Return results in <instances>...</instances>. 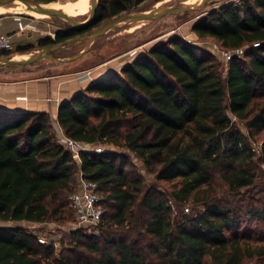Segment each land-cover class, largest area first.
<instances>
[{"label":"trees","instance_id":"obj_1","mask_svg":"<svg viewBox=\"0 0 264 264\" xmlns=\"http://www.w3.org/2000/svg\"><path fill=\"white\" fill-rule=\"evenodd\" d=\"M143 1L100 0L91 24L61 28L38 48L90 32ZM192 31L244 54L224 67L170 36L62 102L57 113L65 136L131 152L166 188L144 191L142 176L117 150L82 152L78 163L55 139L48 113L0 111V223L73 214L69 196L81 171L96 182L103 207L100 239L71 232L90 255L85 264L264 262V140L253 146V133L264 129V0L223 4ZM64 253L23 227L0 226V264H70Z\"/></svg>","mask_w":264,"mask_h":264},{"label":"rangeland","instance_id":"obj_2","mask_svg":"<svg viewBox=\"0 0 264 264\" xmlns=\"http://www.w3.org/2000/svg\"><path fill=\"white\" fill-rule=\"evenodd\" d=\"M71 1L74 0H58L56 2L62 4ZM236 1L237 0H205L202 6L193 11L170 13L154 20H125L118 23L117 26L112 30L97 37L92 42H90L88 39H84L67 46L65 51L66 57L69 58L83 51V57L80 60L78 67L81 69H86V71L90 72L91 77H96L101 74H109L112 72L120 73L122 67L130 64L135 59V57L147 51L153 45L164 42L170 36H178L190 44L198 46L201 49L212 53L218 61L223 63V66L225 67L227 62L224 61L222 55L219 52L220 46L210 38H199L192 31V25L205 16L210 10L218 8L223 4ZM175 2L176 0H145L139 5L135 6L133 11H152L159 7L172 6L175 4ZM201 2H203V0H179V5L195 7L201 4ZM1 8L2 9L0 10H6L7 12H19L20 14H25L31 18L37 19L36 23L39 24L40 28L46 23L56 24L60 28L66 29L70 26L66 21L60 18L45 15L43 16L45 19H42L30 15L23 11L26 6L19 1L12 2L2 6ZM87 16L88 14L83 16H75L74 18L78 21H84ZM37 34L38 36H42V31H38ZM42 39L35 40L33 38L32 45H28L25 42H21L19 45L17 44V46H14L13 49L9 51V54L11 55L10 57L22 55L18 53L19 48L30 49L29 51L24 52L23 55H29V53L32 51L34 55L39 54L41 49L38 48V44ZM35 50L38 52H34ZM34 64L44 68L47 65L52 64V61L46 58ZM53 70L56 71V69ZM53 70L49 71V73L53 72ZM49 121L50 130L57 140L64 134V132L59 125L52 121L50 115ZM239 125L242 131L246 134V129H244L241 123ZM253 135L255 141L253 146L257 147L264 140V129L254 132ZM102 146L105 149L117 150L125 154L127 160L125 165L126 168L134 170L136 174L142 176L144 181V191L151 186H155L159 190L166 188V183L157 182L154 179V175L148 172L143 166V163L138 160L131 152L125 149L119 150L106 144ZM261 168L264 172V163L261 164ZM215 187L217 188L218 192L225 190L220 186L218 181L215 182ZM141 196L142 194L139 196V199ZM226 196L228 195L226 194ZM185 207H188L191 211V205L187 204ZM0 226H20L27 229L37 237L40 243L44 245H53L57 253L65 250L64 255L66 258H70V264H85L86 260L90 256L82 244L76 245V242L73 241L71 232L77 228V225L75 223L73 214H71L70 211L66 210L63 218L54 217L43 223H29L25 221L5 222L0 223ZM82 230L87 236H93L96 239L101 238V230L99 228L96 230ZM155 263L164 264V260L156 258ZM205 264H212V262L209 259H206ZM247 264H264V262L251 260L248 261Z\"/></svg>","mask_w":264,"mask_h":264},{"label":"crops","instance_id":"obj_3","mask_svg":"<svg viewBox=\"0 0 264 264\" xmlns=\"http://www.w3.org/2000/svg\"><path fill=\"white\" fill-rule=\"evenodd\" d=\"M36 20L19 12L0 10V35H10L14 46L21 42L32 45L33 38L35 40L48 36L53 38L55 33L61 29L58 25L50 23L40 28ZM40 30L42 36L37 34ZM67 46L69 45L50 52L51 58L47 59H50L52 64L44 68L34 63L24 66H0V111L8 113L45 112L58 125L59 105L82 91L90 83L106 75L91 77L90 72L78 67L82 55L66 57ZM32 52L29 55L22 54L10 58L27 59L34 56ZM52 70L53 72L49 73Z\"/></svg>","mask_w":264,"mask_h":264},{"label":"water","instance_id":"obj_4","mask_svg":"<svg viewBox=\"0 0 264 264\" xmlns=\"http://www.w3.org/2000/svg\"><path fill=\"white\" fill-rule=\"evenodd\" d=\"M15 1H19L23 3L26 7L36 12L42 13L46 16L60 18L66 21L70 26H72L75 29L84 28L88 26L89 24H91L95 18L96 11L100 4V0H90V10H89L88 16L85 18L84 21H78L74 18V16H71L62 10L48 7L47 6L48 4L39 3L34 0H0V7L5 6ZM204 1L205 0H203V2H201V4H199L198 6L187 7V6H180L179 0H176L175 4L172 6H163V7L156 8L152 11H131V12L122 13L118 16H115L114 18L109 20L104 25L91 30L90 32L83 33L82 35L69 39L65 41L64 43H60L55 46L43 48L39 54L31 56L27 59L13 60L10 57H5V58L0 57V66H11V65L24 66V65L35 63V62H39L42 59L51 58L49 53L56 51L62 48L63 46L70 45L72 43H75L77 41H81L84 39H88L90 42H92L97 37L104 35L108 31L112 30L114 27L117 26L118 23L122 21H125V20H130V21L132 20H154V19L160 18L170 13L193 11V10L198 9L200 6H202ZM82 54H83V51L78 53L76 56H79Z\"/></svg>","mask_w":264,"mask_h":264},{"label":"built area","instance_id":"obj_5","mask_svg":"<svg viewBox=\"0 0 264 264\" xmlns=\"http://www.w3.org/2000/svg\"><path fill=\"white\" fill-rule=\"evenodd\" d=\"M258 44H254L256 46ZM14 47L10 35H0V51L12 50ZM224 61L228 62L234 56H242L244 49L236 48L224 50L219 48ZM57 141L69 150L79 163V155L82 152L100 153L105 148L100 144H92L83 141L73 140L65 134L60 136ZM102 196L97 191V184L94 181L86 179L81 171L77 173V187L69 196V205L73 212L74 220L79 229L96 230L103 215L101 204Z\"/></svg>","mask_w":264,"mask_h":264},{"label":"bare ground","instance_id":"obj_6","mask_svg":"<svg viewBox=\"0 0 264 264\" xmlns=\"http://www.w3.org/2000/svg\"><path fill=\"white\" fill-rule=\"evenodd\" d=\"M47 6L51 8L60 9L64 11L65 13L71 16H74V17L83 16L89 13L90 0H74V1L62 3V4L54 2V3H49ZM23 11L30 15L36 16V17L45 16L44 14L36 12L28 7H26Z\"/></svg>","mask_w":264,"mask_h":264}]
</instances>
